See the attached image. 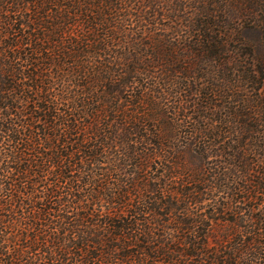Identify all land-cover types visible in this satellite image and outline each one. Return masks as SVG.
Wrapping results in <instances>:
<instances>
[{
	"label": "trees",
	"instance_id": "1",
	"mask_svg": "<svg viewBox=\"0 0 264 264\" xmlns=\"http://www.w3.org/2000/svg\"><path fill=\"white\" fill-rule=\"evenodd\" d=\"M245 29L264 0H0V264H264Z\"/></svg>",
	"mask_w": 264,
	"mask_h": 264
},
{
	"label": "rangeland",
	"instance_id": "2",
	"mask_svg": "<svg viewBox=\"0 0 264 264\" xmlns=\"http://www.w3.org/2000/svg\"><path fill=\"white\" fill-rule=\"evenodd\" d=\"M242 7V6H241ZM190 8H186V11H189ZM179 15V14H178ZM185 16L190 17L191 13H186ZM187 19L184 16L179 15V20H177V28H179V30H177V39L178 41H181V39H185L184 37H187L189 35L188 29L185 28V22L184 20ZM164 26H168V22H164ZM184 25V26H183ZM252 27V26H251ZM260 31V30H259ZM264 32V29L261 30ZM262 32V34H260L258 31H252V30H243V32L241 33L242 37L245 39H248V41H260L261 43L264 41V33ZM178 43V42H177ZM263 97H264V93H263ZM182 140L177 142V145H182Z\"/></svg>",
	"mask_w": 264,
	"mask_h": 264
}]
</instances>
